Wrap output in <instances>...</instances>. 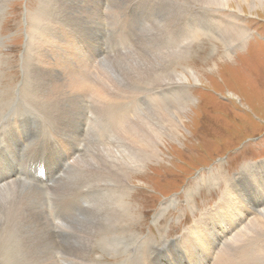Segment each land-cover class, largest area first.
Listing matches in <instances>:
<instances>
[{"label": "rangeland", "instance_id": "obj_1", "mask_svg": "<svg viewBox=\"0 0 264 264\" xmlns=\"http://www.w3.org/2000/svg\"><path fill=\"white\" fill-rule=\"evenodd\" d=\"M87 1L0 0V176L6 171L13 175V165L26 163L36 152L50 153L54 165L57 156H66L65 162L76 155L52 188L31 194L20 185L25 192L4 200L0 264H66L68 256L60 254L73 247L90 250L85 264H130L138 257L141 262L146 248L174 245L202 214L212 212L228 185H235L234 197L244 195L251 206L259 202L250 180L258 174L264 184V4L257 2L256 10L242 4L240 11L235 2L211 8L188 0H96L101 4L97 15L103 12V17H92L91 25L83 21L87 8H79ZM54 2L61 3V13L78 32L69 36L70 49H37L40 64L51 51V67L31 75L33 18H50ZM220 18L243 25L246 34L224 31L215 23ZM66 23L60 21L62 27ZM92 66L96 69L90 72ZM81 78L113 80L128 88L118 120L104 117L113 104L110 98L99 111L72 105L79 92L90 93L76 84ZM26 80L43 81L42 89L65 102L66 111L56 101L52 106L36 99ZM88 117L100 119L132 168L104 162L92 152L100 129L86 126ZM132 124L144 137L163 132L158 158H147L140 169L136 157L142 148L124 133ZM38 134L40 141L33 143ZM119 169L127 170L128 177ZM124 195L127 211L120 209ZM41 204L43 214L61 229L44 231L26 220L32 207ZM116 211L121 216L108 223ZM99 229L93 237L99 244L81 245L85 235ZM177 255L194 259L184 247Z\"/></svg>", "mask_w": 264, "mask_h": 264}, {"label": "bare ground", "instance_id": "obj_2", "mask_svg": "<svg viewBox=\"0 0 264 264\" xmlns=\"http://www.w3.org/2000/svg\"><path fill=\"white\" fill-rule=\"evenodd\" d=\"M91 1L80 3L79 8L80 9L87 8L84 11L83 21L85 24L90 22V24L92 25V22H91L92 17L96 16L95 20L101 21V18L103 17L102 16L103 12L97 15L98 9H101L100 7L101 4H99V1H96V0H94V2L92 3ZM188 1L199 4V5L210 6L211 8L216 7V6L229 7L230 2H235V3H238L240 11L243 10L241 6L242 4L244 6L249 7L250 10L257 8V2L260 4H264V0H188ZM60 4H61L60 2L58 3L54 2L51 4L50 18L48 17L49 19L44 18L43 13H41L43 14L42 16H40L41 14L39 15L40 17L38 16L39 17L38 20L34 21V18H33L32 34L30 35L29 44H28V49H31V51L35 50V55L30 57L31 59V61L29 62L30 66H28L29 67L28 71H30L28 73H30L31 75L33 73L35 74L45 73V69L51 67V63H50L51 58H49V52L51 51H47L48 61L45 64H40L39 51L37 49H70L72 44L69 41V36L70 35L75 36V34L78 32L77 27L73 25L69 21V19L66 18L65 14L61 13L63 10V6H61ZM103 6H104V9L106 10L107 8L105 7H107V5H103ZM108 9L110 10V8ZM47 12L49 11L47 10ZM48 14L49 13H47V15ZM213 16L218 18L214 14ZM62 19H66L67 21V23L63 27L60 24V21ZM215 23H216V26L218 27L224 26L225 28L223 30L230 32L232 34L239 32V31H245V34H246V30H244L243 27H241L243 25L240 26L239 24H236L235 21H232L230 19L227 21V20L220 18ZM104 24L106 23L104 22ZM199 30L202 31L203 29H199ZM54 51L59 53V51L57 50H54ZM88 60L94 61V58L91 56H88ZM86 67L89 68L88 64ZM95 69L96 67L92 66V68L90 69L91 70L90 72L94 71ZM182 77L184 80H186V76H182ZM26 82L28 83L29 91L31 92L32 95L36 97V99L38 98L39 100L46 101L52 106H56L54 102L56 101L57 105L60 108H62L63 110L66 109L67 104L63 101H60L54 92L49 93L42 89L41 84L43 81L41 80L27 81L26 80ZM55 83L58 85V82H55ZM76 84L79 87L89 88L90 93L86 94L83 92H79V96L76 97L72 103L74 107L80 106L83 109H85L87 112H89L88 110L89 107L94 110L99 111L105 99L110 98L113 101V104L106 109L104 113V117L107 121L118 120V118L120 117L121 113L124 111L125 106H126L124 99L128 92V88L126 89L122 84L114 82L113 80L112 81L109 80V83H107L106 81L98 80L97 78L89 79V80L81 78L80 80L77 81ZM84 98H89V99L85 100ZM83 103H85L86 105H84ZM28 119L29 117L26 118V121ZM89 123H92L96 129L97 128L100 129V131L98 132L99 141L95 142L92 145L91 147L92 152H95L96 156L101 155L102 160L104 162H112L113 164H116L124 168H128V167L132 168L134 165L127 163L126 159L123 158V155L119 154L120 147L118 145L116 138L110 134L109 135L106 134L105 131L102 129L100 125V119L88 117L86 119V126H88ZM124 133H125V136L129 139V141L133 145L142 148V152L136 157V166L138 167V169H140V167H142L143 164H145L147 158H158V155L160 154L158 145L159 143H161L160 136L163 132L161 133V131H159L155 134H151V135L144 137L143 134L140 132L138 125L132 124L128 127V129L125 130ZM32 141L33 143H37L38 141H40L39 134ZM66 144L68 147L67 141H66ZM38 145L40 144H35L33 146H38ZM44 149H47L49 151L48 148H44ZM22 150H23V147H22ZM80 150H82V147H80ZM41 152L42 151L31 154L29 158L26 160V163L23 162L17 165L14 164L13 167L16 166L17 172L14 173L13 175H9L8 172L6 171L0 176V189H3V188L5 189V188L10 187L8 192L0 193V211L4 207L3 206L4 200L7 198H10L8 195L12 196L13 192L14 193L18 191L25 192V190H27L29 191V193L35 194L38 192L40 193L41 191L45 192L47 189L52 188L64 176L66 171H68V169L73 164V161L75 160V157H76L75 155L74 160L68 159L64 162V160L66 159V156L64 158L57 156L54 160L56 161V164L54 165L53 161H51L48 158L50 153L48 154L47 152H42V153ZM82 162L84 163L85 161L82 160ZM22 172H25V173H22ZM118 172L122 174L123 176L128 177L127 170L119 169ZM57 176H59L60 178ZM251 176L252 177L250 180V186L257 192L259 196V202L257 205L254 204L255 206L254 205L251 206V204L247 200H245L244 195L242 194H239L237 198L234 197V193L236 192L235 185H228L227 188L223 191L221 198L219 199L218 203L215 206V209L212 212L209 210L208 212L202 214L201 217L194 222L193 226H191L190 229H187L185 232H183V234L180 237H178V240L174 243V245L173 244L165 245L162 250H158L156 249V247L154 246L152 247L150 245L151 246L150 251L147 248H146L147 252L144 251L147 253L146 255L147 258L143 257L142 261L138 262L139 260L138 259L139 257H138L136 259L137 261L135 260L132 263L130 262L129 263L130 264H159V262L168 260L170 264H180V262L183 260L184 264H191V263L194 264V261L196 259V260H201L200 264H264V184L261 183L262 179L260 178L258 179L260 175L251 174ZM20 185H24L25 190L22 189ZM127 187L128 185H125V188ZM240 192L242 193V191ZM44 195H47V194H44ZM36 198L38 199V196H36ZM126 198L127 196L124 195L122 198V205L120 206V209L127 211L129 210V204L126 202L127 201ZM34 201H36L35 198H34ZM42 205L43 204L39 206L34 205L32 209L30 210V212H28L26 220H28V222L31 223V225H35L44 231H49L51 230V228H53V230L61 229L59 225L54 224L56 223V221L52 220L46 212L45 213L47 214V216L43 214ZM110 215H111L109 216L110 220L107 221L108 223H110L112 219L114 220L115 217L116 219L120 217L121 213L119 211H116V213H114V217H113V213H110ZM5 219H6V216L3 214V211H1L0 220H5ZM61 224H63L62 221H61ZM100 233L101 231L99 229V232L97 231L93 235L92 234L85 235L82 238V240H85V241H83L81 245L99 244L98 240L93 237L95 234L100 235ZM71 234L72 236H74V238L76 237L75 233L72 232ZM115 235H116L115 232H113L111 236H115ZM69 246L73 247L72 245H67L66 248L68 250H69L68 248ZM182 247H184L187 251H191L192 257L194 259H190V258L186 259L183 257L181 258V256L177 255V251H181ZM116 249H119V248H116ZM150 252H151V256L148 255ZM170 252L172 253L169 257ZM194 252H201L205 255L199 256L197 254H193ZM60 255L68 256L66 260H69L70 262L65 261L66 264H71V263L85 264L86 259H87L85 255H90V250L87 249L82 252H77V250L73 247L69 251L63 250ZM137 255H140V254H137ZM72 257L77 259V261L72 259ZM155 260H158V261L154 262ZM178 260L180 261L177 262ZM126 262L128 263V261Z\"/></svg>", "mask_w": 264, "mask_h": 264}]
</instances>
